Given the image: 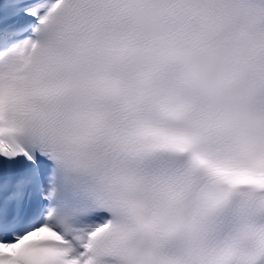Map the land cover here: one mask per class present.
<instances>
[{"label": "snow or ice", "instance_id": "obj_1", "mask_svg": "<svg viewBox=\"0 0 264 264\" xmlns=\"http://www.w3.org/2000/svg\"><path fill=\"white\" fill-rule=\"evenodd\" d=\"M0 264H264V0H0Z\"/></svg>", "mask_w": 264, "mask_h": 264}]
</instances>
